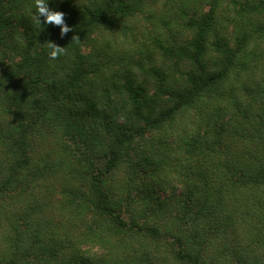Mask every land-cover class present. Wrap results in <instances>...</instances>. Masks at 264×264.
<instances>
[{
    "label": "trees",
    "instance_id": "trees-1",
    "mask_svg": "<svg viewBox=\"0 0 264 264\" xmlns=\"http://www.w3.org/2000/svg\"><path fill=\"white\" fill-rule=\"evenodd\" d=\"M33 3L0 0V264H264V0H49L63 38Z\"/></svg>",
    "mask_w": 264,
    "mask_h": 264
},
{
    "label": "clouds",
    "instance_id": "clouds-1",
    "mask_svg": "<svg viewBox=\"0 0 264 264\" xmlns=\"http://www.w3.org/2000/svg\"><path fill=\"white\" fill-rule=\"evenodd\" d=\"M48 5L49 0H34L33 7L35 12L33 13V19L40 29L48 25L58 26L59 35L63 38L72 31V28L65 22V13L51 10ZM71 40L72 42L79 41V37L73 35ZM46 44L48 49L47 56L50 61H55L58 57L65 54L66 47H61L52 41H48Z\"/></svg>",
    "mask_w": 264,
    "mask_h": 264
},
{
    "label": "rangeland",
    "instance_id": "rangeland-1",
    "mask_svg": "<svg viewBox=\"0 0 264 264\" xmlns=\"http://www.w3.org/2000/svg\"><path fill=\"white\" fill-rule=\"evenodd\" d=\"M162 1V0H161Z\"/></svg>",
    "mask_w": 264,
    "mask_h": 264
}]
</instances>
